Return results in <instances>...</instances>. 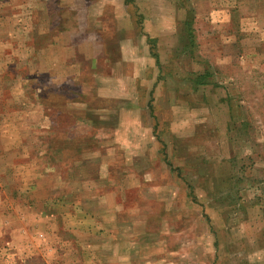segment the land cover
Returning <instances> with one entry per match:
<instances>
[{"label": "rangeland", "instance_id": "obj_1", "mask_svg": "<svg viewBox=\"0 0 264 264\" xmlns=\"http://www.w3.org/2000/svg\"><path fill=\"white\" fill-rule=\"evenodd\" d=\"M0 264H264V0H0Z\"/></svg>", "mask_w": 264, "mask_h": 264}, {"label": "trees", "instance_id": "obj_2", "mask_svg": "<svg viewBox=\"0 0 264 264\" xmlns=\"http://www.w3.org/2000/svg\"><path fill=\"white\" fill-rule=\"evenodd\" d=\"M197 80H198L199 83H204V82H205V81H203V80L201 79L200 76L197 78ZM206 82H207V81H206Z\"/></svg>", "mask_w": 264, "mask_h": 264}]
</instances>
